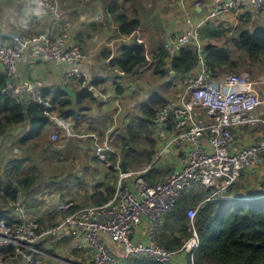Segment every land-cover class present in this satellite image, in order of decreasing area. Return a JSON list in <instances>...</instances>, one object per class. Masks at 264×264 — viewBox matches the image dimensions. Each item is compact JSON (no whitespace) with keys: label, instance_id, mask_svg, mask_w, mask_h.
Segmentation results:
<instances>
[{"label":"built area","instance_id":"1","mask_svg":"<svg viewBox=\"0 0 264 264\" xmlns=\"http://www.w3.org/2000/svg\"><path fill=\"white\" fill-rule=\"evenodd\" d=\"M201 5L200 1L195 4L196 8ZM32 9L39 17H51V29L48 35L32 41L16 37L15 45L0 46V64L7 76L1 94L21 105L32 103L44 106L45 115L71 135L72 123L53 109L52 100L48 99L44 89L19 80L18 67L27 52L46 62L65 66V85L79 83L81 89L98 93L104 104L115 99L107 97L97 90V85L89 83L82 70L87 54L82 47L70 45L71 27L63 21L59 3L34 0ZM246 12L264 14V0H215L213 12L196 23L187 18L186 29L170 35L162 45L171 61L182 50L192 46L199 63L197 71L183 81L185 92L175 104L161 109L155 120L156 129H160L167 127L174 114L184 117L186 128L171 136L160 153L172 148L178 150V162L172 171L156 183L146 178L150 167L138 172H124L120 175L115 195L108 202L66 215L56 225L43 227L25 213L13 225L3 221L0 224V251L11 249L14 254L6 257L4 252H0V264H11L15 257L27 259L30 264H44V253L38 244L46 238L57 237L65 229H70L77 249L86 248L89 251V264H128L138 259L173 264L181 254L189 256L194 264L201 245L196 228L200 210L237 183L246 171L256 174L264 164V109H261L264 101L253 81L233 72L214 76L207 63L201 32L212 19L232 15L237 18ZM179 103L181 110L177 109ZM115 108L118 109L117 114L105 131L102 143H99V136L93 135L97 144L96 155L103 161H107V153L117 154L114 143L118 138L117 118L122 111L121 104L115 103ZM199 108L207 110L209 120L202 117ZM253 128L262 129L258 141L233 151L236 130ZM52 139L58 142L61 137L55 133ZM127 179L132 181L127 184ZM198 187L212 193L188 211L191 233L188 241L178 251L168 250L158 239L178 202ZM214 189L218 190L213 193ZM226 199L232 201L238 198ZM144 221L150 224V230L146 240L140 241L136 239V233ZM103 234H108L120 247V253L110 251Z\"/></svg>","mask_w":264,"mask_h":264},{"label":"crops","instance_id":"2","mask_svg":"<svg viewBox=\"0 0 264 264\" xmlns=\"http://www.w3.org/2000/svg\"><path fill=\"white\" fill-rule=\"evenodd\" d=\"M33 1L34 0H0V26L5 34L18 33L20 39L28 41L48 35L51 29L52 19L51 17L43 18L35 15L32 9ZM53 1L59 3L63 21L71 27L70 45L82 47L87 54V59L82 66V70L87 75L89 83L97 85L98 91L106 94L107 97L115 99V101L104 104L101 96L94 92L95 100L93 102H88V104L78 103V96L82 90L81 86L76 82L65 85V66L46 62L27 52L23 56L18 67L20 81L30 82L32 85L42 87L48 99L52 101L60 95V91H63L64 87H67L72 93L76 94V97H73L67 93L68 98L73 101V108L76 111H80V107L87 106L88 111L78 112V117L75 115L66 117V119L70 120L72 123L70 129L71 135L59 127L55 120L50 118L49 124L42 130V133L38 137L29 140L27 143L24 140L31 131L29 124L25 123L23 125L10 127L7 133L0 138V175L2 177L7 170V175L11 172L12 164L17 161L22 163V168L24 169L22 173H17L19 177L25 176L26 170L29 168H36L37 175L40 176L43 165L41 162L37 163L39 160H35L36 157L31 152L33 148L37 147L39 144L34 141L49 127H53L52 131H49V142H51L52 148L59 150L53 154L54 156L63 148V153L67 152L68 150H66V147L70 144L79 151L77 153H75V151L74 153L68 152L67 155H65V157L67 156L66 158L63 157L64 154H62L58 159H55L54 162L59 159L72 162V160L76 158L74 155H78V153L83 155L84 153L85 156H79V158L82 159L83 169L88 171L93 170L95 168L93 162H95V160L101 161L96 155L97 144L94 141L93 135L99 136V143H102L105 131L112 123L118 111V109L115 108V103H120L122 107V111L117 118V122L119 121V132L121 127L136 118L140 110L147 105V100L152 99L151 101H153L155 98L161 97L167 100L169 105L175 104L179 96L185 92L186 88L184 87L183 79L172 71L169 58L165 59L164 69L160 70V72L156 71L162 45L169 36L174 33L176 28H178V30L186 29V25L184 26L182 22L186 21L187 18L191 19L193 23H196L215 10V0ZM199 1L202 5L196 8L195 4ZM176 9L182 18L175 16ZM262 15L254 14L256 23H258L259 17ZM218 19L224 23L222 26L223 28L225 26L230 28V32L242 24L241 18H236L234 15L212 19L209 23ZM125 23L129 25L137 23L139 26L137 30L125 33L123 31V24ZM205 27L206 25L201 30H204ZM15 38L16 37L7 39L0 37V46L15 45ZM138 50L139 55L145 57L146 60L135 65L130 62L128 63L129 57L135 55ZM197 69L198 67L194 69V72H196ZM2 75L6 74L3 66L0 64V77ZM249 80L255 83L256 89L264 101V72H261V74L259 73L257 78L255 77L253 80L250 78ZM174 95H176V100H172ZM177 107L178 110L182 109L180 103ZM261 109H264V106H262ZM199 113L203 118L209 120L206 109L199 108ZM173 116L177 118L176 123L171 122V117L166 128L156 129L155 127L153 129L155 133L154 139L157 141L158 145L155 150L157 155L152 164L159 158L171 157L173 162L170 163L167 168L169 173L172 171V167L178 162V150L172 148L166 150L163 154L160 153L171 136L177 135L186 128L184 118L181 120V117H183L182 115L174 114ZM261 131L262 129L260 128L236 130V142L232 146L233 151H238L245 146L257 142ZM55 133H58L61 137L58 142L63 145L53 141L52 135ZM117 144L119 145L118 138L114 143L117 154L112 152L107 153V161L102 160L105 165L108 166V171L102 172L96 169L99 173L103 174L105 179L111 178L109 171L112 170L115 173V177H117L118 187L120 175L122 173L138 172L150 167L149 172L146 174V178L152 183L160 181L159 177L161 175L158 177H156V174L152 175V165L144 166L137 171H127L122 165L124 161H122L121 148H119ZM47 147L48 146L43 148V153L48 152L46 150ZM28 157L34 161H28ZM47 161H49V158H47ZM76 161L78 162V160ZM112 166L114 167L113 169L111 168ZM167 169L162 168V170L166 171ZM89 172L86 173V177H83V172L81 176H74L75 172L73 171L72 174L74 175L72 176L77 185L74 184L72 190L65 189L63 191L62 188L61 193L44 188L41 195L39 192L35 193L33 191H29V193L26 194L27 189L22 188L19 201L15 204L16 213L13 215V220L17 223L19 221V216L25 213L29 219L39 223L43 227L52 226L61 222L66 215H69V210H71V208H78L76 210L78 211L96 205L94 200L96 188L100 186L102 190L105 191L110 184L101 183L95 187L94 191H87L91 200L88 202L90 203L89 205L86 204L87 206L83 207V205H81L83 202L82 197L85 195L81 193L82 188H84L82 185H85V187H89V185H79V183L89 182V178L92 176L89 175ZM157 173L164 174L160 169L157 170ZM163 178L164 176L161 180ZM131 181L132 179H127L126 183L128 184ZM237 183H239L240 193H242L244 197L247 196L246 193L261 191L262 184H264V164L256 174L246 171ZM237 183H235V185ZM200 189L202 190L203 188L198 187L195 190L198 191ZM227 191L221 195L227 197ZM213 193H215V191H213ZM76 194L77 196L75 197ZM61 204L70 205V209L67 211L68 214L60 211L59 217L51 215L48 210L57 211L60 208L57 209V206ZM36 208L41 209L40 211L43 213V216H41ZM2 222L3 220H0V224ZM149 230L150 224L144 221L136 233V239L145 241ZM103 238L106 240L112 253L121 252L120 247L112 241L108 234H103ZM38 247L44 253L42 257L44 264H89L91 262L89 251L86 248L79 250L74 245L70 229H65L57 237L42 240L38 244ZM22 260L25 261L26 264H30L27 259H23L22 257L13 258L11 264H22ZM173 264H189V257L185 254H181L174 260Z\"/></svg>","mask_w":264,"mask_h":264},{"label":"trees","instance_id":"3","mask_svg":"<svg viewBox=\"0 0 264 264\" xmlns=\"http://www.w3.org/2000/svg\"><path fill=\"white\" fill-rule=\"evenodd\" d=\"M240 18L242 24L231 37L230 28L226 27L221 30L222 27H213L212 22L206 24L205 29L201 31L202 36L204 35V52L207 63L215 77L229 72H239L243 78L248 79L250 75L246 69L250 67L260 68L264 72V23L258 21L256 24L254 14L250 12L243 13ZM138 26L137 23L130 25L125 23L123 24V31L129 33L137 30ZM221 39L233 42L237 52L241 55L234 56L232 49L227 45L214 42V40ZM166 58H169L171 62L172 71L181 76L183 81L187 76L193 74L194 69L199 66L197 53L192 46L182 50L172 61L162 48L156 71L160 72L164 69ZM145 60V57L139 55L138 50L135 55L129 57L128 63L135 65ZM6 79V75L0 77V138L7 133L10 127L27 123L31 127L30 134L24 140L27 143L29 140L38 137L50 120L45 115L44 106L31 103L26 104V109H24V105L4 97L1 94V89ZM94 100V93L87 89H82L78 96V103L88 104ZM51 103L53 109L58 111L61 117L72 115L78 117V112L88 111L87 106L80 107V111H76L73 108V101L68 98L65 91H60V95ZM168 105L167 100L157 97L145 105L133 121L121 127L119 132V128L117 129L119 142L117 145L121 148L122 161L126 162L127 171H137L144 165H152L153 171L155 164L161 160L159 158L152 164L157 154L155 150L158 145L154 139L153 129L159 111ZM176 120V116H172L171 122L176 123ZM47 146L48 152L52 154L57 152L56 149L52 148L51 142ZM31 160L28 157V161ZM22 166V163L17 161L12 164V170L8 175V170L3 177L0 175V220L5 221L8 225L15 223L13 215L16 213L15 204L19 201L21 189H28L38 177L36 168L27 169L26 175L19 177L17 173L23 172ZM109 175L115 181L105 191L100 186L96 188L94 196L96 205L108 202L116 193L117 177L112 170L109 171ZM262 185L261 191L246 193L247 196L244 197L240 193L239 183L234 184L228 189L226 196L240 198V200L236 199L221 204L211 201L207 203L204 209L200 210L196 228L201 245L195 256L194 264H264V184ZM217 190L214 189L213 191L216 192ZM211 193L212 191L206 189L187 193L169 216L158 242L168 250H180L191 237L188 211L196 207ZM245 198L251 200L247 201ZM77 209L71 208L69 214L75 213ZM0 252H4L6 257L14 254L11 249ZM128 264L161 263L148 259H138L132 260ZM189 264H192L191 261Z\"/></svg>","mask_w":264,"mask_h":264},{"label":"rangeland","instance_id":"4","mask_svg":"<svg viewBox=\"0 0 264 264\" xmlns=\"http://www.w3.org/2000/svg\"><path fill=\"white\" fill-rule=\"evenodd\" d=\"M175 11H176L175 16L181 17L180 13L177 12L178 10L176 9ZM259 18L260 19L258 21L259 22L261 21V22L264 23V15H262ZM211 22H212L211 25L213 27H218V28L222 27L223 24H224L219 19L218 20H213ZM182 24L185 26L186 25V21L182 22ZM256 24H258V23H256ZM226 27L227 26H225L224 28L222 27L221 30L225 29ZM182 31H183V29H179L178 30V28H176V30L174 31L173 34L176 35V34H179ZM231 32L234 33V30H232ZM232 33L230 34V37L232 35H234ZM214 42L218 43L220 45H227V47L232 49V52H233L232 54L234 56H240L241 55L239 52H237V49H236L235 45L233 44V42L227 41L225 39L214 40ZM246 70H247L246 72H248L249 75H250L248 79L251 78L252 80L255 77L257 78L259 76V73L261 74V72H262V70L260 68H255V67L254 68L250 67V68H247ZM235 73L239 74V72H235ZM225 74H227V73H225ZM222 75H224V74H222ZM222 75H220L219 77H221ZM176 99H177L176 95H174L172 100H176ZM151 100L152 99L147 100L146 101L147 104H149L151 102ZM137 110H139V109H137ZM138 115H139V113L137 114V116ZM52 129H53V127H49L48 129H45L43 134L38 139H36L37 141L36 140L34 141V142H37L39 144H38L37 147L33 148L31 153L36 157L35 160H37V159L39 160L37 163L41 162L43 167H42V170L40 171V176H38L33 181V183L28 187V189L26 190V194H28L29 191H33L35 193L39 192V194L41 195V193H42L44 188H48L49 190L55 191V192L58 191L59 193H61V189L62 188H63V191L65 189H68V190L71 189L72 190L73 185L74 184L77 185L76 181L74 180V177L72 176V175H74V174H72V172L73 171L75 172L74 176H76V175L81 176V173L83 172L84 173L83 177H86V173H88L90 171V170L88 171L86 169H83V167H82V159L79 158V156L80 155H81V157L85 156L84 153H83V155L80 154V153H78V155H74V157H76V158L73 159L72 162L71 161L70 162L63 161L61 159H59L56 162H54L55 159H58L62 154H64L63 157H65V155H67L68 152L69 153H74V151H75V153L79 152L78 149L73 147L71 144L66 147V150H68L67 152L63 153V149H64L63 148L55 156L51 152H45V153L42 152L43 148L46 147L48 142L50 141L49 140V134L52 131ZM58 143H60V142H58ZM60 144L63 145L62 143H60ZM57 151H59V150H57ZM47 158H49V161H47ZM68 158H69V156H68ZM76 160H78V162ZM33 161L34 160H32V162ZM102 162H103L102 160L101 161L95 160V162H93L94 165H95V168L90 171L91 173L89 172V175H92L89 178V182L88 183H79V185H82V184H88L89 185V187H85V185L84 186L82 185V187H84V188H82L81 193H84V195H85V196L82 197V201L83 202H82L81 205H83V207H86L87 205L90 204L88 202L91 199H90L89 194L87 193V191H90V190L94 191L95 187L97 185L101 184V183H107L109 185V184H111V183H113L115 181V179H112V178L105 179L103 177V174H101V173H99L97 171V170L102 171V172H107L108 171V168H107L108 166L105 165L104 162H103L104 164ZM172 162H173V159L171 157H163V158H161V160L157 164H155V168L153 170V174L152 175L156 174V177L161 175L159 177V180H161V178L163 176H166L169 173L167 168H168L169 164L172 163ZM144 166H146V165H144ZM143 167H140V169L143 168ZM78 168H79V170H78ZM162 168L163 169H167L168 172L166 170H162ZM159 169H160V171H163L164 174H158L157 170H159ZM108 177H109V175H108ZM201 188H203V187H201ZM39 194H38V196H39ZM76 196H77V194L75 195V197ZM216 198L217 199L213 200V201H215L217 204H221L222 202H226V203L230 202V200L226 199L227 197H224L221 194L217 195ZM58 208H59V210H57V211H51V210H48V211L54 217H57V216L59 217L60 211H62L63 213L67 212L70 209V205L69 204L68 205L61 204L60 206H57V209ZM36 209L41 214V216H43V213H41V211H40L41 209H39V208H36ZM189 261H190V259H189ZM21 262H22V264H26V262L23 261V260Z\"/></svg>","mask_w":264,"mask_h":264},{"label":"water","instance_id":"5","mask_svg":"<svg viewBox=\"0 0 264 264\" xmlns=\"http://www.w3.org/2000/svg\"><path fill=\"white\" fill-rule=\"evenodd\" d=\"M0 37L1 38H7V39H11L13 37H18V33H7L5 34L2 30V27L0 26ZM63 91L67 92L68 94L72 95L73 97H76V94L75 93H72V91L70 89H68L67 87H64L63 88ZM24 109H26V106L24 105ZM184 117H181V120L183 119ZM123 167L125 168L126 166V162L124 161L122 163ZM112 169L114 168L113 166L111 167Z\"/></svg>","mask_w":264,"mask_h":264}]
</instances>
